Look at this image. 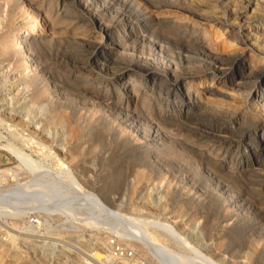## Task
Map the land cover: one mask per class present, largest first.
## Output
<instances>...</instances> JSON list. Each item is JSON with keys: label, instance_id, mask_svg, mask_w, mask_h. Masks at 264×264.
Here are the masks:
<instances>
[{"label": "bare ground", "instance_id": "6f19581e", "mask_svg": "<svg viewBox=\"0 0 264 264\" xmlns=\"http://www.w3.org/2000/svg\"><path fill=\"white\" fill-rule=\"evenodd\" d=\"M70 4L79 11L74 12ZM218 9L223 12L220 11L219 16ZM0 17H3L0 21V65L6 62L11 71L23 68L28 72L21 89L23 96L26 95L22 102L27 99L29 104L25 106L26 110L37 103L43 106L42 99H45L54 113V117L49 116L50 112L46 114L48 117L35 115L30 120L25 116L29 118L26 121L19 118L22 121H18V126L26 135L10 133L12 129L8 124L12 140H6L0 134V142L5 143L2 149L18 162V172H15L18 175L15 176L20 177L21 182L28 180L16 186L14 178L17 188L6 194L17 191L25 195H15L5 202L0 200V218L17 221V224H11L12 227L27 234H36L54 217L65 219L63 226L73 230L79 227L114 230L120 237L134 239V247L150 250L149 254L162 264L186 261L242 264L221 248L227 231L220 232L214 244L204 242L206 249L200 252L176 228L174 221L158 219L153 213L142 218L136 209L127 213L128 210L120 205L112 211L100 198L83 188L69 169L63 167L62 157L82 149L72 142L88 130L87 122L84 123L82 117L83 124L79 115L75 118L58 103L52 107L53 100L48 94L66 86L104 108L106 114L102 113V118L93 116L102 123H109L113 134L146 153L153 165L164 148L192 156L212 184L210 193L221 200L222 222H235L241 213L249 211L256 221H249L246 226L252 230L257 226L264 228V0H0ZM20 17H25V28L15 31L14 21ZM51 43L57 47L55 56L60 50L67 51V46L80 51L87 47L92 50L89 58L83 61L81 75L67 71L63 81L59 82L63 84L61 86L55 83L58 76L54 75L55 68L41 64L40 56L36 54L44 44ZM100 56L102 63L98 64V71L107 78L87 70V63L94 59L99 61ZM128 67L141 71L142 75L129 72ZM111 69L114 70L112 73L109 72ZM43 79L45 88L38 89L40 93L34 91V85ZM118 83L120 88L116 89ZM49 117L61 121L66 131L67 141L54 151H51L54 140H44L41 136L53 122ZM89 143L84 145L90 152ZM57 150L64 152L62 157ZM53 163L58 167L55 173L50 172ZM9 170L0 171V181L14 173ZM57 178L68 181L74 194L55 190L60 186L55 185ZM47 188L51 192L39 200L37 193ZM29 192L31 195L26 196ZM53 195L61 199L90 198L95 209L91 213L98 217L90 221H87L90 216L85 220L82 218L78 220V227L74 223L75 215H79L76 212H80L78 207L74 206L73 211V206L58 204L51 198ZM162 212L165 208H158L157 213ZM105 216L115 219H110L115 223L105 224ZM124 221V225L120 224ZM6 223L5 220L0 223V229L4 227L8 232ZM96 235L94 239L104 244L102 234H99L101 237ZM205 236L210 238V231ZM15 239L10 235L12 247ZM85 246L95 260L104 263L106 252L101 250L99 253L93 243H85ZM187 252H193L192 256ZM14 256L17 263L23 260L21 254Z\"/></svg>", "mask_w": 264, "mask_h": 264}, {"label": "rangeland", "instance_id": "374dc122", "mask_svg": "<svg viewBox=\"0 0 264 264\" xmlns=\"http://www.w3.org/2000/svg\"><path fill=\"white\" fill-rule=\"evenodd\" d=\"M70 5L71 9L74 12L79 11L78 7L73 4ZM220 11L221 10L218 9V16L220 15ZM222 13L223 12L221 11V14ZM25 17L16 18V20L14 21L15 23L13 24V29H15V31L23 27ZM2 19H0V21ZM24 28L25 26L23 27V29ZM37 33L43 35L46 34V32L42 31H38ZM59 39L60 38H58V41ZM55 46L56 45L52 43L44 44L36 54L40 56L39 58L41 64H48V66L50 68L52 67L53 70L55 68L54 75H58L56 77L57 81H55V83H58V85L61 86L63 84H60L59 82L63 81V76L67 73V71H70V73L73 75H81L83 71L81 70L83 69V64L87 60V58H89L88 56L91 55L92 50L87 47V50L84 49L80 51L77 48L72 49L71 46H67L66 50L68 52L60 50L61 52L59 51L58 56H55V49L57 48ZM138 54L139 53H135L134 55L147 57V55ZM93 57L94 56H92L91 58ZM100 58L101 56L98 59L99 61H95L94 59L87 63V70L92 71L93 74H99L100 78H107L105 74H102L98 71V64L102 63V59ZM128 70L131 73H135V75H142L141 71L136 70L133 67H128ZM113 71L114 70L111 69V71L109 72L112 73ZM26 73L28 72L23 68H17V70L11 71L10 69H8L6 62L0 65V121L2 120L0 122V134L5 137L6 140H12L9 134L13 131V133L17 132L16 134L21 133V135H26V132L23 133V131H21L22 128L18 126V121L20 119H23L24 121L29 117L30 120H32L33 118H35V115L38 118H40V115H43V117H48V115L46 114H49L50 112L51 115L49 116L54 117V113L52 112L53 108L50 109V107L47 106L48 102L45 99H42L43 106H41V103H37L36 105L39 108H37V106L35 105L36 107L34 106L33 108L30 107L27 108V110L25 109L29 106V104H27V99L22 102L26 95L23 96L24 93L21 92V89H23L24 83L27 80ZM44 79L40 80L41 82L38 81L34 85V91L39 92L38 89H40L41 87L45 88L44 84L46 79ZM119 85V83L116 85V89L120 88ZM61 89L57 90L56 93L48 94V97L51 98V101L53 100L52 107L58 103L59 107H63L69 112L71 111L72 113H70L73 114L75 118H77L78 115L79 120L84 117L83 121L84 123L87 122L86 125H88L87 131L89 132L91 130L89 133L87 131H85L83 134L81 133L76 137V140L72 142L73 145L77 146V148H82H79L80 151L77 150L71 153V155H68V153L63 156L64 152L61 150H57L60 152V154H62L61 157L63 156V167L65 165L66 170L69 169V173L71 172L70 174L73 175V177L76 178V180L80 182L81 185H84L83 188L100 198V200L112 211H116L117 208L115 209V207L120 205V208H125L126 210H128L127 213L131 212L130 210L132 209H136V212H140L137 213L139 214L138 216L142 218L147 217L149 213H153V216H156V218L158 219L160 218L162 220L166 219L168 221H174L176 228H178L180 232L186 235L190 244L200 252L206 249V244L204 245V242L207 243L208 241L209 244H214V242H216L218 234H220V232L222 231H227L226 234L228 236L222 243L221 248L224 252L228 253V256L230 255L229 257H234L236 262L240 261V263L242 264H264V228H259V226H257V228L254 227L256 228L255 230H252L248 228V226H246L249 221L250 223L256 221L249 211L245 212V214L241 213L242 216L239 215L236 218V223L232 220L229 222H222L223 220L221 218L224 216V213H222L220 209L221 200L218 196L212 195L210 193L213 189V187H211L212 184L209 182L207 176L202 172V169L196 163H194L195 160L192 159V156L185 155L176 149L164 148L160 151L161 153L159 152V154L157 155L158 157L156 158L158 159L155 158L156 165H153V161H151L152 163L150 162L151 158L147 156L146 153L144 154L138 149L136 150V148L132 145L133 143L127 142L125 138L113 134L108 125L109 123H102L99 120L101 122V125L99 124L97 118L99 116V119L102 118V113L106 114L104 108L98 106L97 104H94L87 98H82L79 92H76L75 90L72 91V89L67 88L66 86H61ZM81 114H85L86 118L85 115L82 116ZM93 115H96L98 117H94ZM25 116L28 117L25 118ZM10 117H12V119ZM53 117H49L51 121H53L49 126L50 128L48 127L49 129L47 128L48 130L45 131L44 135H41L44 140L49 138L54 140L55 143L52 145L51 151L56 150L61 143H65V141H67L66 131H64L63 123ZM90 118H92L93 120H90ZM94 118H96V120H94ZM80 121L82 122V119ZM91 122L92 124H95H93L94 126L98 127H94ZM16 123L18 127H16ZM97 124H99L100 126ZM6 125L8 127H11L10 129L12 130L9 129L10 133ZM90 127L93 128L89 129ZM87 139L90 141V143ZM15 143H17L18 145L20 144L19 142ZM84 143H89L91 145V153L87 150V145H84ZM4 144V142H0V171H8L9 169H12L14 171V173H9L8 176L4 177L3 181H0V200H3L5 202L15 195L17 196L22 194L17 191L6 194V192H8L10 189L17 188L15 187L16 180V186H18V184H24L28 180H22V182L24 181L22 183L21 178L15 176L18 175L15 174V172H18L16 166L18 162L9 152H7L4 148V150L2 149V145ZM83 145L84 148H86V151L83 149ZM130 145H132V147ZM81 150L83 151L81 152ZM25 152L28 154L30 153L27 149L25 150ZM72 155H74L75 158L70 159L71 157H74ZM50 166L52 168L50 169L52 170L50 172L55 173L54 171H56L58 167L55 166V163L51 164ZM12 175H14V177ZM18 179L20 180V182ZM55 185H60L58 187L56 186L57 189L55 188V190L62 189L60 190L61 192H71L70 194L74 192L72 191L73 188H71V184L68 183V181H60L57 178ZM49 192H51L50 188H47V190L42 189V191L37 193V198L39 200H43L46 194H49ZM22 195H25V193H23ZM28 195H31V193H26V196ZM51 198L58 204L73 206L71 207L73 208V211L74 206L75 208L78 207L77 210H79L80 212H76L75 209L76 214L79 213V215H75L77 221L75 220L74 222L78 227L80 226L78 220L82 218L85 220V218H88L90 216L91 218L89 217L87 219L88 221L89 219L91 220L92 218L95 219L98 217L94 215L95 213H91L95 211V209L92 206L89 197V201L86 198V200L83 199L82 197H69L68 199H61L60 197L53 195L51 196ZM78 198H81L84 201H78ZM158 200L160 202H158ZM163 207L165 208V212H162V214L157 213L158 208L161 209ZM87 210L88 212H86ZM100 219H102V217ZM110 219L113 218L105 216L103 218V221L105 224H111L112 221L115 220L113 219L112 221H110ZM4 220L7 222L5 225L7 227L6 231L8 232L4 231V227L0 229V264H100L97 260L94 259L93 254L87 249L85 243H93V245L99 249V253H102L101 250L103 252H106L102 242L96 241L94 239V235H96V233L97 237H101L99 234H102V237H104L103 231L106 230H102V228L101 230H97L94 228V230L93 228L88 229L85 227H79V229H74L76 230L74 231L72 228L70 229V227L63 226V222L65 221V219H63L62 217H54L53 220L51 218L48 223L43 226V228L41 227L40 229H38L39 233L37 232L36 234H27L22 233L20 230L12 227L11 224H17V221L9 218H0V223L4 222ZM115 221L113 222L115 223ZM100 223L101 222H99V224ZM124 223L125 221L121 222L120 224L124 225ZM80 228L82 230H80ZM201 228L203 229L201 230ZM97 231H99L100 233ZM202 231H205V234L210 231L211 237H206ZM10 235H13L16 238L14 247L10 245ZM132 241L133 243L135 242L134 239H132ZM16 254H21V256H23V260L17 263L14 256ZM192 254L193 252H187L188 256H192ZM153 258L155 257L153 256ZM176 264L193 263L186 261L185 263Z\"/></svg>", "mask_w": 264, "mask_h": 264}, {"label": "built area", "instance_id": "2783aa9c", "mask_svg": "<svg viewBox=\"0 0 264 264\" xmlns=\"http://www.w3.org/2000/svg\"><path fill=\"white\" fill-rule=\"evenodd\" d=\"M98 216V215H96ZM106 258L104 264H162L144 248L134 247L133 241L120 237L114 230L103 231Z\"/></svg>", "mask_w": 264, "mask_h": 264}]
</instances>
